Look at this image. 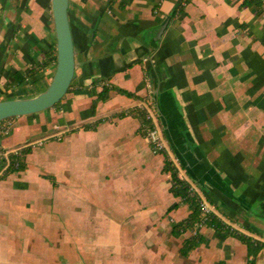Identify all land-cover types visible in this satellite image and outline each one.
Returning <instances> with one entry per match:
<instances>
[{"label": "crops", "instance_id": "0c3cea01", "mask_svg": "<svg viewBox=\"0 0 264 264\" xmlns=\"http://www.w3.org/2000/svg\"><path fill=\"white\" fill-rule=\"evenodd\" d=\"M179 1H69V91L53 107L1 124L3 146L44 142L22 168L0 165V264H104L93 229L98 218L114 222L116 211L124 263H247L244 242L207 224L198 227L205 240L181 253L191 229L176 236L172 228L192 208L171 191L169 153L152 150L133 109L146 74L181 173L224 219L264 240V0H190L173 15ZM54 40L50 0H0V99L47 87L56 65L39 64ZM105 83L110 96L94 111ZM256 261L264 264V246Z\"/></svg>", "mask_w": 264, "mask_h": 264}, {"label": "trees", "instance_id": "16d2710c", "mask_svg": "<svg viewBox=\"0 0 264 264\" xmlns=\"http://www.w3.org/2000/svg\"><path fill=\"white\" fill-rule=\"evenodd\" d=\"M190 0H181L179 1L173 11V15L180 13L184 10L186 3ZM244 3L249 4H257L262 5L263 0H243ZM56 40L52 42L49 49L45 52L44 60L39 64L40 68L45 67L49 64L56 65ZM19 83L25 81L26 76L20 73L19 71H12L11 72ZM72 85V84H71ZM112 86L108 83H105L102 90L97 93V96L92 101V109L95 111L97 107V103L100 100H106L110 96V90ZM119 91L127 92L123 88L117 87ZM70 89V88H69ZM58 104V103H57ZM142 117V121L144 117ZM8 119L3 120L0 122V125L6 122ZM91 125L86 124L85 127H90ZM144 132V130H143ZM145 134V132H144ZM146 135V134H145ZM31 147L27 148L28 151ZM24 165V164H23ZM23 165L20 167L22 168ZM17 168V169H20ZM164 170L171 172L172 184H171V191L176 196L181 197V201H188L192 208L191 212L188 214L187 217L182 219L179 223L173 225L172 232L176 236H180L185 233L188 229L194 228L196 223L202 219V210L199 205L197 193H194L191 189V184L189 181L183 180L178 175L177 168L173 165L172 161L166 156L165 163H164ZM15 170V169H11ZM180 201V202H181ZM179 203H176L175 206H178ZM204 224L212 226L215 230L227 234L233 235L241 239L243 242L247 244L248 248V260L246 264H257L256 256L258 251L264 246V240H261L253 235H250L239 228H235L234 226L228 224L226 221L223 220L220 216L215 213L208 214L205 219H203ZM205 240V235L199 230H195L194 233H191L187 236L183 244L180 248L182 254L186 255L192 250L193 248L198 247L203 241ZM217 264H226L224 259L217 261Z\"/></svg>", "mask_w": 264, "mask_h": 264}, {"label": "water", "instance_id": "95a60500", "mask_svg": "<svg viewBox=\"0 0 264 264\" xmlns=\"http://www.w3.org/2000/svg\"><path fill=\"white\" fill-rule=\"evenodd\" d=\"M56 34V66L47 87L36 95L0 99V122L33 115L55 106L71 87L76 71V50L69 18L70 0H50Z\"/></svg>", "mask_w": 264, "mask_h": 264}, {"label": "built area", "instance_id": "2783aa9c", "mask_svg": "<svg viewBox=\"0 0 264 264\" xmlns=\"http://www.w3.org/2000/svg\"><path fill=\"white\" fill-rule=\"evenodd\" d=\"M145 84L147 92L145 93L143 98H141L136 103L133 109H135L137 113L142 114L144 117L142 127L146 134L145 136L150 141L152 150L154 152H168L169 155L167 157L177 168L179 177L183 180L189 181V183L191 184L192 191L194 193H197L199 205L202 210V219L196 223L194 228H190L191 233H194L195 230L198 229V227L204 225L203 219H205L208 214L215 213L221 218H223V216L219 212L218 205L210 201L206 196H204L198 189L196 184L181 173L182 168L180 160L177 156L173 155L169 151L167 140L162 131V127L160 124V114L155 97L154 85L149 74L145 75ZM4 128L5 127H1L0 125V133L7 130ZM61 135L62 133L59 132V138L61 137ZM43 142L44 139L40 138L36 140L26 141L25 143L13 147H6L0 143V165L5 170L20 168L24 164L25 155L27 153L26 149L32 146L41 145L43 144ZM223 220L237 228L235 225H233L226 219L223 218Z\"/></svg>", "mask_w": 264, "mask_h": 264}, {"label": "rangeland", "instance_id": "374dc122", "mask_svg": "<svg viewBox=\"0 0 264 264\" xmlns=\"http://www.w3.org/2000/svg\"><path fill=\"white\" fill-rule=\"evenodd\" d=\"M178 197L181 199L180 196ZM175 209L177 208L172 207L171 210L175 211ZM111 214L115 215L114 222H111L112 220L107 221V219L105 218H98V226L97 228L93 229V231L95 230L98 231V248H99L98 255L104 258V262H103L104 264H140L138 260L136 259L133 260L132 257H131L132 261L129 260L124 263L123 258H127L128 253H125V251L123 252V248H122L123 247L122 241L124 239V232H125L124 230L125 228L121 224L123 213L122 211H116ZM84 230L86 231L89 229L84 228ZM107 246L111 250V253L114 254L115 259L112 260L107 259V251H108ZM130 256H134V254L130 253L129 257Z\"/></svg>", "mask_w": 264, "mask_h": 264}]
</instances>
